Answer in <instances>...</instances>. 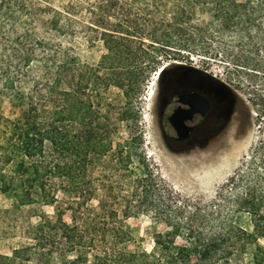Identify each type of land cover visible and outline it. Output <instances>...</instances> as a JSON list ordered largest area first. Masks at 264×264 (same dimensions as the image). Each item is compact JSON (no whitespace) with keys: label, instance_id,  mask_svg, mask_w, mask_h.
Masks as SVG:
<instances>
[{"label":"trees","instance_id":"trees-1","mask_svg":"<svg viewBox=\"0 0 264 264\" xmlns=\"http://www.w3.org/2000/svg\"><path fill=\"white\" fill-rule=\"evenodd\" d=\"M232 5L235 10L246 6ZM73 12V0H0V94L12 96L11 108L17 111L12 119L0 118V193L19 192L26 204L68 207L31 228L24 257L18 250L13 255L33 264H161L163 259L166 264H264V135L257 142L262 184H248L232 218L213 234L187 229L181 244L175 232L155 233L151 253L139 260L122 220L140 213L167 220L173 205L158 204L159 192L142 177L131 190L124 189L131 156L118 145L100 154L110 163L100 165L105 170L92 183L88 169L99 154L88 145L108 139L117 128V97L132 90L129 78L139 67L133 59L144 45L109 36L110 53L93 71L74 52ZM188 32L176 26L161 45L191 37ZM255 105L263 121L264 94L257 95ZM74 141L85 145L81 163L75 161ZM239 172L229 180L237 181ZM58 193L64 198L59 200ZM92 201L94 209L87 205ZM66 209L69 222L63 218Z\"/></svg>","mask_w":264,"mask_h":264},{"label":"rangeland","instance_id":"rangeland-1","mask_svg":"<svg viewBox=\"0 0 264 264\" xmlns=\"http://www.w3.org/2000/svg\"><path fill=\"white\" fill-rule=\"evenodd\" d=\"M232 2L246 6L235 10ZM73 4V49L93 71L110 53L109 36L144 45L133 59L139 67L129 78L132 90L128 94L119 91L117 97L121 112L117 128L108 139L88 145L99 154V161L88 169L92 183L105 170L100 165L110 163L107 155L100 154L118 145L131 156L124 189L131 190L142 177L159 192L158 204L173 205L167 210V220L153 213L122 220L131 248L138 249L140 260L151 253L155 233L175 232V241L181 244L189 228L202 229L205 234L219 231L232 218L248 184L250 188L262 184L257 142L264 137V120L260 121L255 102L258 94H264V0H73ZM100 18L103 25L97 22ZM176 26L188 29L191 37L178 36L163 47V36ZM152 62L155 66L150 68ZM176 62L203 68L237 97L236 138L222 145L215 158L206 152L174 155L157 142L152 104L155 81ZM13 101L9 94H0L1 120L17 114L11 108ZM72 146L78 151L75 161L81 163L85 145L74 141ZM239 170L242 177L230 181ZM63 198L58 193V199ZM21 201L19 192L0 193V264H33L21 259L32 243L29 231L45 217L55 219L58 208H68L67 204ZM87 205L94 209L96 201ZM178 207L181 213H176ZM69 216L66 209L64 220L69 222ZM15 250L23 257H15ZM159 262L166 264L164 259ZM151 264L158 262L151 260Z\"/></svg>","mask_w":264,"mask_h":264},{"label":"flooded vegetation","instance_id":"flooded-vegetation-1","mask_svg":"<svg viewBox=\"0 0 264 264\" xmlns=\"http://www.w3.org/2000/svg\"><path fill=\"white\" fill-rule=\"evenodd\" d=\"M203 68L176 62L156 79L152 97L157 142L174 155L214 157L237 135V97Z\"/></svg>","mask_w":264,"mask_h":264},{"label":"bare ground","instance_id":"bare-ground-1","mask_svg":"<svg viewBox=\"0 0 264 264\" xmlns=\"http://www.w3.org/2000/svg\"><path fill=\"white\" fill-rule=\"evenodd\" d=\"M218 155V154H217ZM215 158V157H214ZM213 160V159H212ZM221 164V163H220ZM218 166V165H217ZM195 172H196V170H195Z\"/></svg>","mask_w":264,"mask_h":264},{"label":"water","instance_id":"water-1","mask_svg":"<svg viewBox=\"0 0 264 264\" xmlns=\"http://www.w3.org/2000/svg\"><path fill=\"white\" fill-rule=\"evenodd\" d=\"M222 84V86H224V84L223 83H221Z\"/></svg>","mask_w":264,"mask_h":264},{"label":"built area","instance_id":"built-area-1","mask_svg":"<svg viewBox=\"0 0 264 264\" xmlns=\"http://www.w3.org/2000/svg\"><path fill=\"white\" fill-rule=\"evenodd\" d=\"M207 72V71H206ZM215 77V75H213Z\"/></svg>","mask_w":264,"mask_h":264}]
</instances>
